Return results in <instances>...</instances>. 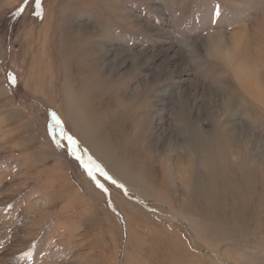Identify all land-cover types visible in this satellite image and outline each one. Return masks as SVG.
Here are the masks:
<instances>
[{"label":"rangeland","instance_id":"374dc122","mask_svg":"<svg viewBox=\"0 0 264 264\" xmlns=\"http://www.w3.org/2000/svg\"><path fill=\"white\" fill-rule=\"evenodd\" d=\"M96 263L264 264V0H0V264Z\"/></svg>","mask_w":264,"mask_h":264},{"label":"bare ground","instance_id":"6f19581e","mask_svg":"<svg viewBox=\"0 0 264 264\" xmlns=\"http://www.w3.org/2000/svg\"><path fill=\"white\" fill-rule=\"evenodd\" d=\"M209 159L218 161L221 158L218 159V157L214 158L213 156H210ZM191 166L192 165H190V167ZM212 171L213 170L211 169V171L209 172V174H212L211 180L209 181L208 177H206L207 179L203 183L204 184L203 189H202L203 194L201 192L202 202H200V208L195 210V212L198 215L206 218V220H211L212 224L207 225L206 223H202V227H200V225L196 222L197 220L196 221L192 220L191 222H193L192 226L196 227L198 229H201V232L203 231L205 233L206 231H211L209 233H211L214 237H217L218 239H220V237L217 234H218V232L219 233L222 232V229H220V228H222L223 222H225V220H228L230 222H236V221L240 220L242 214H244L246 212V209H245L242 202H239L240 203L239 205H237V203H235V202L232 203L234 206H230V205L226 204L223 200V196H225L226 193L222 194L220 191L221 189L224 190V188H226V189L230 190V191L227 190L228 192H231L232 194H237L239 196V194H241L240 191L243 190V188H241L242 184L239 182H235L236 180L234 177H227L226 172H222V170H221L218 173V176H219V179H220L222 186L220 185V187H217V183H218L219 179H218L217 175L212 173ZM223 174H224V176H223L224 179H221ZM188 178L189 177L187 176V174H185V177L180 176L179 179L182 183L186 184L188 190H190L192 183H191V180H189ZM207 183H210V186H208L209 190L206 193L205 185ZM238 225H241V224H238ZM135 239H136V242L138 244H140L139 238H135Z\"/></svg>","mask_w":264,"mask_h":264},{"label":"snow or ice","instance_id":"6c2138e0","mask_svg":"<svg viewBox=\"0 0 264 264\" xmlns=\"http://www.w3.org/2000/svg\"><path fill=\"white\" fill-rule=\"evenodd\" d=\"M69 139L71 140L72 138L71 137H69ZM73 143H76L75 141H73ZM86 167H87V165H85Z\"/></svg>","mask_w":264,"mask_h":264}]
</instances>
